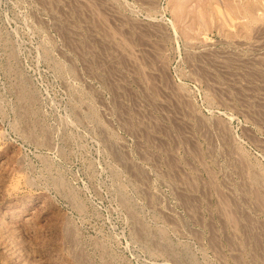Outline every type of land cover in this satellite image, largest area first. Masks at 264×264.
I'll return each mask as SVG.
<instances>
[{
	"label": "rangeland",
	"instance_id": "1",
	"mask_svg": "<svg viewBox=\"0 0 264 264\" xmlns=\"http://www.w3.org/2000/svg\"><path fill=\"white\" fill-rule=\"evenodd\" d=\"M0 264H264V0H0Z\"/></svg>",
	"mask_w": 264,
	"mask_h": 264
}]
</instances>
